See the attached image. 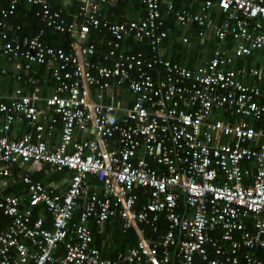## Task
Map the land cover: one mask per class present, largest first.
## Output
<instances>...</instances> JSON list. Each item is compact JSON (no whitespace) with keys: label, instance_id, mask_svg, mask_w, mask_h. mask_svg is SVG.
<instances>
[{"label":"built area","instance_id":"2783aa9c","mask_svg":"<svg viewBox=\"0 0 264 264\" xmlns=\"http://www.w3.org/2000/svg\"><path fill=\"white\" fill-rule=\"evenodd\" d=\"M21 1L45 27L10 36L5 20ZM77 1L68 12L50 0H0L8 63L0 77L17 83L0 92V186L16 165L27 187L25 206L18 195H0L8 217L0 264H264V0H203L197 10L183 0H138L143 11L119 23L100 17L108 0ZM166 15L215 38L207 60L190 67L163 55ZM102 28L108 37L95 60L91 33ZM47 29L66 44L46 43ZM130 37L150 54L125 46ZM254 53L251 64L237 63ZM34 66L46 68L45 93ZM114 88L131 94L130 105L106 99ZM44 163L71 171L64 191L32 177ZM139 189L148 200L137 208ZM183 197L190 214L179 212ZM37 207L50 228L34 216ZM114 215L124 228L153 231L162 217L168 229L154 240L135 228V244L104 258L90 221Z\"/></svg>","mask_w":264,"mask_h":264},{"label":"trees","instance_id":"16d2710c","mask_svg":"<svg viewBox=\"0 0 264 264\" xmlns=\"http://www.w3.org/2000/svg\"><path fill=\"white\" fill-rule=\"evenodd\" d=\"M9 0H2L3 5H6ZM203 0H193V3L191 6L193 10H195L196 4L202 2ZM215 1V0H213ZM179 2H183L182 0H179ZM178 2V5L180 3ZM52 8H64L63 4L60 3V0H50ZM195 4V5H194ZM185 6H188L187 3L184 4ZM72 6L74 9H77L78 7V1L72 0ZM100 10H101V19H106L111 23H119L126 21L128 18V14L132 10H139V12L143 11V8L141 5L138 4V0H108L105 3L100 4ZM199 7V6H198ZM198 9V8H197ZM212 14L217 15L216 9H212ZM220 18V17H219ZM2 17L0 16V20ZM6 29L8 27L13 26L12 32L10 31V36L15 35V33L21 34V35H34L39 28L45 27L44 23L39 20L34 15V9L33 5L21 1L16 10L15 13L11 16L6 18ZM164 25L163 28L168 29V34L164 41L167 43H171L174 47H177L179 51H186L187 46H190V43L193 42L189 41V38H187V42H183L180 27L175 22L173 15H166L164 17ZM19 25L20 29L16 30V26ZM193 27L195 28V33L198 34L200 27L196 24ZM0 28H3L2 26ZM192 28V26H191ZM193 29V28H192ZM92 39H94L95 45H96V51L97 53L93 55V59L96 60L97 56H99L98 59H101V51H104L105 49V39L108 37V33L105 31V29H100L96 31H92L91 33ZM44 41L51 45H65L67 42V37L59 32L52 31L50 29H47L45 35L43 36ZM192 40V39H191ZM226 44L228 48H230L233 43L230 37L228 36L226 38ZM190 42V43H189ZM196 47L198 49V52L194 50V57L193 59H188V61H184L183 59H179L178 55L175 57H172V55H166L168 59H170L173 62L181 63L185 66H190L195 60H198L199 58L201 62H204L207 60V58L211 55V52L213 51L216 41L213 36H208V38H204L198 35V39L196 38ZM126 46H128L131 51H142L144 54H150L149 46L145 43L135 42L132 37L127 39ZM204 48L207 50H204ZM256 53V52H255ZM249 55L245 56L241 60H237V63L245 62L246 64H251L254 60L255 55ZM259 55V54H257ZM165 56V57H166ZM166 57V58H167ZM263 62V60H262ZM258 66L260 63H256ZM3 65H8V63L5 61L4 57H0V67ZM191 67V66H190ZM36 71V75L42 79H46L43 84L44 93L48 89L50 85V81L48 78V74L46 71V68L44 66H34L32 71ZM7 80L13 81L10 79V75H4ZM11 83V82H9ZM19 84H22L21 82ZM155 165V163H152ZM152 165V166H153ZM156 167V166H155ZM51 168V166L47 163H44L40 168H38L36 173L32 174V177L36 180H40L43 184L47 185L45 181L41 180V177L39 176L40 172L46 171L47 169ZM13 181L10 182V186L5 189V194H15L21 197V205L25 206L27 202V187L23 183L21 179H19L16 176V172L18 171V167L13 168ZM56 174L61 176L62 174L67 171V169L62 170H55ZM91 183H95L96 180L93 176H90L88 179ZM139 193V198L137 200V208L141 207L142 204L146 203L148 200L147 194L144 192V190L139 189L137 190ZM180 205L182 204L181 198L179 199ZM80 213V208L76 209L74 212V218L73 220L76 221L78 219ZM41 215L44 218V226L50 228V218L49 214L45 209H40V207L34 208V216ZM8 217L0 214V222L2 224V227L5 226V223L7 222ZM139 228L143 229L144 236L148 238H152L154 240H159L162 236V234L167 229V223L162 218H159L157 222V228L155 231L151 230L148 227H145L141 224H139ZM90 229L92 232V245L97 247L101 256L104 258H114L120 251H125L128 247L135 244L136 240L138 239V234L135 231L134 227H128L124 228L122 225V220L118 215H114L110 217L108 220H105L101 225L97 224L94 220L90 221ZM113 247V249H112ZM112 249V250H111Z\"/></svg>","mask_w":264,"mask_h":264},{"label":"crops","instance_id":"0c3cea01","mask_svg":"<svg viewBox=\"0 0 264 264\" xmlns=\"http://www.w3.org/2000/svg\"><path fill=\"white\" fill-rule=\"evenodd\" d=\"M55 1V0H54ZM185 3L188 4L187 7H191L193 6L192 3H193V0H183ZM60 3L63 4L64 8L69 12L73 6H72V0H60ZM200 3L196 4V7L198 8ZM195 5V4H194ZM192 8V7H191ZM197 8L195 10H197ZM139 13V10H132L129 12L128 14V17L131 16V14H137ZM216 18H217V15H215ZM194 25H196L195 23L194 24H191L190 26H179L180 27V31H182L180 34L182 36V40H183V37H187L189 38V41L193 42V45L192 43H190V46H187V50L184 51H179V49H177V47H174L171 43H166L165 41L163 42L161 48H162V52H163V55L166 56V55H172V57H175V56H179L178 58L179 59H183L184 61H188V59H193L194 57V50L198 52V49L196 47V38L198 39V34L195 33V28L196 27H193ZM192 26V28H191ZM209 36H212L211 34H209ZM208 38V36L206 37ZM192 39V40H191ZM126 41L124 42L125 46H126ZM184 42V41H183ZM204 50H206L204 48ZM207 51V50H206ZM199 53V52H198ZM167 57V56H166ZM168 58V57H167ZM201 60L202 58L198 59V60H195L190 66L193 67V66H196L197 64L201 63ZM11 82V83H9ZM17 83L16 82H13V81H10V80H7L5 77H0V92H3L7 87L9 88H13V86H15ZM108 96L106 97V99L110 100L109 98L113 96V100L116 101V100H119L121 101V103H124V104H127V105H130L131 103V100H132V96L131 94L126 90V89H123L121 92L114 88L111 92H109L107 94ZM111 99V100H112ZM57 135V134H56ZM92 135L90 133H87V132H81L79 133L78 137L80 139H83V138H89L91 137ZM154 163V162H152ZM151 163V164H152ZM153 165V164H152ZM154 167L156 166L153 165ZM16 167L13 166L12 167V170H14L13 168ZM18 167V166H17ZM19 170V168L17 169ZM38 170H33L32 171V174L33 173H36ZM56 171L55 170H50V169H47L46 171H42L40 172L39 176L41 177V180L45 181V183L50 186L51 188H53L55 191L57 192H62L64 191L66 188H67V185H68V179L69 177L71 176V171L67 170L65 171L64 174H62L61 176L57 175L55 173ZM13 181V177L11 179H9V182ZM10 184L6 187H1L0 186V195L1 194H5V189L7 187H9ZM181 202L182 204L180 205V209H179V212H181L182 214L186 213V214H190V210L188 209L187 210V207H185L184 205V200L183 198L181 199ZM162 218V217H161ZM163 220H165L164 218H162ZM166 221V220H165ZM167 223V221H166ZM141 225L145 226V227H149L147 224L145 223H142ZM135 228H139V225L137 226H132ZM141 229V228H139ZM167 229H168V224H167ZM166 229V231H167ZM136 231V229H135ZM165 231V232H166ZM137 232V231H136ZM164 232V233H165ZM138 234V233H137ZM138 237H139V234H138ZM113 249V247H112ZM111 249V250H112Z\"/></svg>","mask_w":264,"mask_h":264},{"label":"water","instance_id":"95a60500","mask_svg":"<svg viewBox=\"0 0 264 264\" xmlns=\"http://www.w3.org/2000/svg\"><path fill=\"white\" fill-rule=\"evenodd\" d=\"M183 200H184V197H183ZM184 205H185V207H187L185 203H184Z\"/></svg>","mask_w":264,"mask_h":264},{"label":"bare ground","instance_id":"6f19581e","mask_svg":"<svg viewBox=\"0 0 264 264\" xmlns=\"http://www.w3.org/2000/svg\"><path fill=\"white\" fill-rule=\"evenodd\" d=\"M26 203H27V202H26ZM1 222H2V221H1ZM1 222H0V223H1Z\"/></svg>","mask_w":264,"mask_h":264},{"label":"rangeland","instance_id":"374dc122","mask_svg":"<svg viewBox=\"0 0 264 264\" xmlns=\"http://www.w3.org/2000/svg\"><path fill=\"white\" fill-rule=\"evenodd\" d=\"M177 25H179V24H177ZM180 26V25H179Z\"/></svg>","mask_w":264,"mask_h":264}]
</instances>
